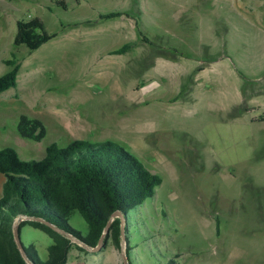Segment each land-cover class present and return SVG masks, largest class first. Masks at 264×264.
<instances>
[{
  "label": "rangeland",
  "instance_id": "rangeland-1",
  "mask_svg": "<svg viewBox=\"0 0 264 264\" xmlns=\"http://www.w3.org/2000/svg\"><path fill=\"white\" fill-rule=\"evenodd\" d=\"M62 1L0 0V74L4 58L18 62L0 91V146L35 159L50 141L111 140L159 175L129 214L132 264H264V1ZM108 10L128 15L97 18ZM33 15L55 35L29 50L12 37L15 19ZM20 113L42 121L41 139L16 131ZM67 221L85 233L76 210ZM38 233L18 231L42 261ZM84 248L65 264H128L125 242Z\"/></svg>",
  "mask_w": 264,
  "mask_h": 264
},
{
  "label": "trees",
  "instance_id": "trees-1",
  "mask_svg": "<svg viewBox=\"0 0 264 264\" xmlns=\"http://www.w3.org/2000/svg\"><path fill=\"white\" fill-rule=\"evenodd\" d=\"M54 3L64 6L62 0H54ZM120 14L128 15L121 10H108L98 12L97 18ZM136 29L142 43L154 45L141 34L137 24ZM54 35V32L44 29L38 15L18 17L15 19L12 42L32 50ZM132 46L133 43L126 41L109 52L122 53ZM3 62L8 68L0 74V91L15 85L18 69L13 54L4 58ZM256 121H264V115ZM15 127L21 136L33 140H39L45 134L42 121L26 113L18 115ZM0 173L4 176L0 192V264H28L12 236L15 218H18L17 231L22 225L28 224L41 229L50 238L42 261L31 242L22 243L24 253L32 264H65L71 246L81 250L85 248L65 234L29 217L39 216L48 220L76 240L93 246L113 210H119L124 217L125 254L127 263L132 264L129 257L132 241L128 231L130 211L151 197L162 181L159 175L149 171L136 156L117 142L82 138H71L65 145L50 141L44 146L42 156L35 159L21 158L9 145L0 146ZM73 210L86 222L84 234L67 221ZM214 221L215 233L218 235L220 222L217 216ZM122 241L119 216H114L103 234L101 244L110 243L119 250ZM172 263L171 260L164 264Z\"/></svg>",
  "mask_w": 264,
  "mask_h": 264
},
{
  "label": "water",
  "instance_id": "water-1",
  "mask_svg": "<svg viewBox=\"0 0 264 264\" xmlns=\"http://www.w3.org/2000/svg\"><path fill=\"white\" fill-rule=\"evenodd\" d=\"M114 216H119V225H120V232H121V235H122V242H124V229H123V225H124V217L120 214L119 210H113L111 213H110V216L109 218L107 219V221L105 222L104 226H103V229L97 239V242L95 245L93 246H88L86 244H84L83 242L81 241H78L76 240L75 238L71 237L68 233L64 232L62 229H60L58 226H55L54 224H52L51 222H49L48 220H45L39 216H31L29 218L31 219H34V220H38L44 224H46L47 226H49L50 228L56 230V231H59L63 234H65L66 236H68L70 239H72L73 241H75L76 243H78L79 245L83 246V247H86V248H90L92 250H96L100 247L101 243H102V237H103V234L104 232L107 230L108 228V225H109V222L110 220L112 219V217ZM17 221H18V218H15L14 221H13V225H12V236H13V239H14V242L18 248V250L20 251V254L22 255V257L24 258V260L28 263V264H32L30 262V260L26 257L25 253H24V250H23V245L19 239V235H18V231H17ZM124 262L126 261V258L124 257Z\"/></svg>",
  "mask_w": 264,
  "mask_h": 264
},
{
  "label": "crops",
  "instance_id": "crops-1",
  "mask_svg": "<svg viewBox=\"0 0 264 264\" xmlns=\"http://www.w3.org/2000/svg\"><path fill=\"white\" fill-rule=\"evenodd\" d=\"M256 1H259V0H256ZM254 2V3H252L255 7H259L260 6V3L259 2ZM262 2L264 1V0H261ZM231 7L234 9V10H236V11H244L243 10V5H241V4H236V5H233V3H231ZM255 16H257V13L255 14ZM65 30H67V32L69 31V29H67V28H65V27H63L62 29H61V31H65ZM67 32H66V34H67ZM263 32H264V30H263ZM110 49H112V48H109L108 46L107 47H105L103 50L104 51H109ZM104 53V52H103ZM123 53V52H122ZM119 54V53H118ZM78 90L79 89H76V88H72L71 89V91H70V93H76V92H78ZM87 96V95H86ZM77 98V97H76ZM251 122H253L252 120H250ZM256 122V121H255ZM73 138H76L75 136H73ZM3 179H4V176H3V174L2 173H0V192H1V185H2V181H3ZM12 225H13V223H12ZM25 225H28V224H25ZM23 226V225H22ZM28 226H30V225H28ZM32 229H34V230H37L39 233H38V235H35V236H37V237H39V239L40 240H38V241H50V238H49V236L44 232V231H42L41 229H39V228H37V227H33V226H30ZM19 231H20V228H19ZM27 239H28V241H33V239H37V238H35V237H31V236H27ZM37 241V240H36ZM49 243V242H48ZM47 243V244H48Z\"/></svg>",
  "mask_w": 264,
  "mask_h": 264
}]
</instances>
